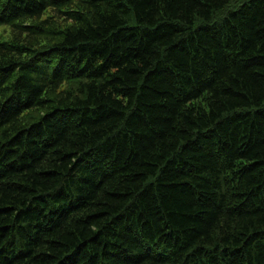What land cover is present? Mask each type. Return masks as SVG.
<instances>
[{
  "label": "trees",
  "instance_id": "1",
  "mask_svg": "<svg viewBox=\"0 0 264 264\" xmlns=\"http://www.w3.org/2000/svg\"><path fill=\"white\" fill-rule=\"evenodd\" d=\"M0 264H264V0H0Z\"/></svg>",
  "mask_w": 264,
  "mask_h": 264
},
{
  "label": "rangeland",
  "instance_id": "2",
  "mask_svg": "<svg viewBox=\"0 0 264 264\" xmlns=\"http://www.w3.org/2000/svg\"><path fill=\"white\" fill-rule=\"evenodd\" d=\"M2 35H4V36H2ZM0 36H2L1 38L8 36V28L7 27H0Z\"/></svg>",
  "mask_w": 264,
  "mask_h": 264
}]
</instances>
